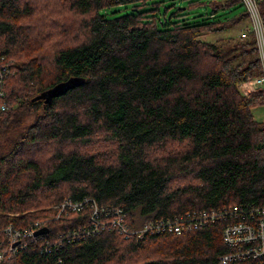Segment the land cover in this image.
Listing matches in <instances>:
<instances>
[{"label": "trees", "instance_id": "obj_1", "mask_svg": "<svg viewBox=\"0 0 264 264\" xmlns=\"http://www.w3.org/2000/svg\"><path fill=\"white\" fill-rule=\"evenodd\" d=\"M161 3L0 0V214L17 215L0 224L43 230L3 264H264L221 260L225 228L264 204V123L251 114L264 89L238 90L260 73L254 38H202L249 24L246 11ZM84 198L89 209L56 217ZM91 200L143 234H87ZM179 217L194 227L169 232Z\"/></svg>", "mask_w": 264, "mask_h": 264}, {"label": "built area", "instance_id": "obj_2", "mask_svg": "<svg viewBox=\"0 0 264 264\" xmlns=\"http://www.w3.org/2000/svg\"><path fill=\"white\" fill-rule=\"evenodd\" d=\"M243 5L248 20L250 22V28L246 29L242 33V37H246L247 33H251L254 42L256 45L257 53L259 54L260 60V73L249 77L247 80L240 82L238 88L241 90V93L245 96L250 97L259 89H264V14L262 13L260 0H238ZM83 202L82 208L87 206L88 198L81 200ZM91 202L96 205L94 200ZM81 210L73 204V202L68 201L65 206L58 210L57 217L65 211H74ZM227 211L223 213L212 212L209 216H212V222L217 219H226L223 217ZM251 217L253 224L248 223L247 221L239 222L235 224L228 225L223 233L225 244L228 247V252L221 257L222 262L226 261H240L251 256L252 258H262L264 257V205L255 208L252 212ZM104 216V217H103ZM231 216V215H230ZM235 217V216H234ZM245 217V216H241ZM96 223L90 224V229L93 227L96 231L103 229L109 226H103L100 222L104 221L110 223L112 226L120 233L129 234V228L126 224V216L121 209H105L101 208V212L95 216ZM108 219V220H107ZM229 219H232L231 217ZM199 225L206 224L208 218L206 216H197L196 220ZM183 226L186 230H191L194 225L191 219L179 218L175 221H170L165 223L166 228L169 231H174L175 233H180V228L178 223ZM159 224V226L164 229V225ZM158 232V226L154 227ZM88 234V233H87ZM239 237V238H238ZM242 239H246L245 242ZM27 239H21L20 242L16 245H12L7 242L5 238L0 237V264H3L6 259L10 258L12 255L17 254L20 249H23L26 246ZM59 242H61L59 240Z\"/></svg>", "mask_w": 264, "mask_h": 264}, {"label": "rangeland", "instance_id": "obj_3", "mask_svg": "<svg viewBox=\"0 0 264 264\" xmlns=\"http://www.w3.org/2000/svg\"><path fill=\"white\" fill-rule=\"evenodd\" d=\"M187 1L188 0H162L163 3H161L160 5H163V6H168V5H171L173 3H176L177 6H181V7H184L186 6L187 4ZM136 2H131V3H127V5H118L116 6V9H124V8H130L132 5H134ZM150 3V1L148 2ZM191 11L194 13L193 15H205L206 14V11L210 12V9L209 8H205L204 7H200V8H196V9H191ZM248 26H250V22L248 24L247 22V19H245L244 21H242L239 25H237L236 27H233L230 31H224V32H220V33H212V34H205L203 35V39L206 40V41H211L213 43H225L226 41H228L230 38H234V40L236 41L238 38H243L242 37V33L243 31L248 28ZM250 28V27H249ZM248 28V29H249ZM249 36H251L250 34H248ZM246 38V37H245ZM251 38H253L251 36ZM255 43V42H254ZM256 47V45H255ZM237 50H234L232 51V54L236 53ZM256 53H257V49H256ZM257 57H258V62H259V67H258V71L259 69L261 70V65H260V60H259V54L257 53ZM240 58V57H239ZM259 74V73H258ZM248 79V78H247ZM246 79V80H247ZM245 80L241 81L243 83ZM238 90L241 92V90L238 88ZM2 110V109H1ZM0 110V111H1ZM251 114L253 116V118L258 121V122H261V123H264V103L263 104H260V105H256L254 107L251 108ZM106 144V143H105ZM104 144V146H105ZM106 147L109 148V149H113V144L111 143H107L106 144ZM9 213H3V214H0L2 217L4 215L6 216H14L16 214H9ZM0 216V217H1ZM4 216V217H6ZM119 233V232H118Z\"/></svg>", "mask_w": 264, "mask_h": 264}, {"label": "bare ground", "instance_id": "obj_4", "mask_svg": "<svg viewBox=\"0 0 264 264\" xmlns=\"http://www.w3.org/2000/svg\"><path fill=\"white\" fill-rule=\"evenodd\" d=\"M263 13V12H262ZM1 79H2V77L0 76V97L1 96H3V91L1 90ZM243 95V94H242ZM245 96V95H244ZM38 96H36V97H34L33 99H32V101H34V100H37V99H39V98H37ZM246 97V99H248L249 100V97L247 98V96H245ZM1 109H5V107L4 106H1ZM61 204H60V206H58L59 207V209L60 208H62L63 206H65L66 205V203H67V201H65V202H60ZM89 203H91V202H89ZM75 206H77L78 208H82V205H83V202L81 201V202H76V203H73ZM88 204V203H87ZM89 205V204H88ZM91 205V204H90ZM264 205V204H263ZM263 205H261V206H263ZM98 206V205H97ZM258 207H260V206H258ZM84 208V207H83ZM86 208H88L87 206H86ZM92 208H93V211H92V213H91V216H90V220H89V222L91 223V225L92 224H94V223H96V219H95V216L96 215H98L100 212H101V210L100 209H98L94 204L92 205ZM114 208V207H113ZM226 208V207H225ZM89 209V208H88ZM114 209H119V208H114ZM121 209V208H120ZM57 210H58V208H57ZM91 210V209H90ZM89 210V211H90ZM74 211H76V210H74ZM205 211V210H204ZM227 211V213L225 214V215H222L223 217H228V216H230V215H232V212L233 211H236V209H233V211H231L230 209H228V210H226ZM58 212V211H57ZM91 212V211H90ZM201 212H203V211H201ZM235 213V212H234ZM90 214V213H89ZM9 215V214H8ZM1 216V215H0ZM4 216H6V215H4ZM4 216L2 217V218H4ZM15 216H17V215H14V216H12V217H15ZM89 216V215H88ZM126 216V215H125ZM52 217H54V216H52ZM57 217V216H56ZM10 218H11V215H10ZM59 218V217H58ZM179 218H183V217H179ZM179 218H176V219H174V220H178ZM52 219V218H51ZM89 219V218H88ZM9 221V220H8ZM10 221H11V219H10ZM171 221V220H170ZM88 222V223H89ZM6 222H4V225L1 223L0 224V237H2V238H5V240L7 241V242H9V243H11L12 245H16V244H18L19 242H20V240L21 239H26L25 237H29V236H33L32 238L34 239V237L36 236V234H37V232L38 231H43V230H40V226H39V224L38 223H35V226H37L36 227V229H30L29 227H28V230H25V229H27L26 227H24V226H22V224H20V226L19 227H24V229H21V228H14L13 226H12V224H5ZM11 223V222H10ZM103 226H109V229H110V227H111V224H109V223H107V222H104V221H102V222H100ZM127 223V222H126ZM43 224V223H42ZM128 224V223H127ZM146 224V223H145ZM3 225V226H2ZM44 225V224H43ZM17 227V226H16ZM33 227V226H32ZM82 227V226H81ZM46 228V227H45ZM44 228V229H45ZM137 229V228H136ZM129 230V234L131 235V233H135V234H140V235H142L143 234V232H142V230L141 229H137V230ZM151 230H154V228H151ZM100 231V230H99ZM186 231H188V230H186ZM119 232V231H118ZM169 232H174V231H169ZM120 233V232H119ZM175 233V232H174ZM124 234V233H123ZM42 235H44V234H42ZM75 235V234H74ZM120 235V234H119ZM122 235V234H121ZM125 235H127L128 236V234H125ZM38 236V235H37ZM31 238V237H30ZM30 238H28V239H30ZM37 238V237H36ZM239 238V237H238ZM223 241H224V237H223ZM242 241L243 242H245L246 241V239H242ZM29 242V240H27V243ZM31 242H33V241H31ZM224 244H225V241H224ZM225 246L227 247V245L225 244ZM228 248V247H227ZM227 254V253H226ZM13 256V255H12ZM224 256V255H223ZM232 263V262H231Z\"/></svg>", "mask_w": 264, "mask_h": 264}, {"label": "water", "instance_id": "obj_5", "mask_svg": "<svg viewBox=\"0 0 264 264\" xmlns=\"http://www.w3.org/2000/svg\"><path fill=\"white\" fill-rule=\"evenodd\" d=\"M262 2H263V4H264V0H261ZM40 97H42V96H38L37 98H40ZM46 101H48V100H46Z\"/></svg>", "mask_w": 264, "mask_h": 264}]
</instances>
